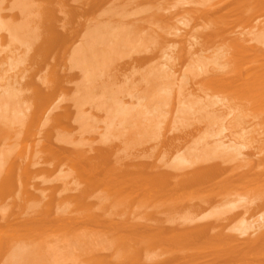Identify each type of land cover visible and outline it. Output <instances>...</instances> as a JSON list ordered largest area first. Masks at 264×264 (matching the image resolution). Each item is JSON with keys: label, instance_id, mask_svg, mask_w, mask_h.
<instances>
[{"label": "bare ground", "instance_id": "bare-ground-1", "mask_svg": "<svg viewBox=\"0 0 264 264\" xmlns=\"http://www.w3.org/2000/svg\"><path fill=\"white\" fill-rule=\"evenodd\" d=\"M0 264H264V0H0Z\"/></svg>", "mask_w": 264, "mask_h": 264}, {"label": "rangeland", "instance_id": "rangeland-1", "mask_svg": "<svg viewBox=\"0 0 264 264\" xmlns=\"http://www.w3.org/2000/svg\"><path fill=\"white\" fill-rule=\"evenodd\" d=\"M44 1H46V0H42V2H44ZM165 126V125H164ZM168 128V129H165L164 131L166 132V131H173V127L172 126H170V125H168V126H165L164 128ZM175 135H178V134H180V133H174ZM180 135H182V134H180ZM169 136H173V134L171 133V134H169ZM155 143L156 142H153V143H150V144H148V146L147 147H152V146H154L155 145Z\"/></svg>", "mask_w": 264, "mask_h": 264}]
</instances>
